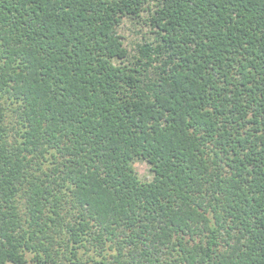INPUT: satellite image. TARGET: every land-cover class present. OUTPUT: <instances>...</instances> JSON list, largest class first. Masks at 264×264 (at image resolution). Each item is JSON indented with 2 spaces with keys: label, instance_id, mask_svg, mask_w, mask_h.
Returning <instances> with one entry per match:
<instances>
[{
  "label": "trees",
  "instance_id": "16d2710c",
  "mask_svg": "<svg viewBox=\"0 0 264 264\" xmlns=\"http://www.w3.org/2000/svg\"><path fill=\"white\" fill-rule=\"evenodd\" d=\"M6 263L264 264V0H0Z\"/></svg>",
  "mask_w": 264,
  "mask_h": 264
},
{
  "label": "rangeland",
  "instance_id": "374dc122",
  "mask_svg": "<svg viewBox=\"0 0 264 264\" xmlns=\"http://www.w3.org/2000/svg\"><path fill=\"white\" fill-rule=\"evenodd\" d=\"M127 27L128 26L124 27L122 32L125 33L129 38H132V39L138 38L136 33H133V31L128 30ZM134 167L140 177L145 178L147 180L151 179V173L145 162L137 161L135 162ZM6 264H11V263H6Z\"/></svg>",
  "mask_w": 264,
  "mask_h": 264
}]
</instances>
